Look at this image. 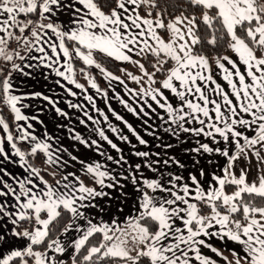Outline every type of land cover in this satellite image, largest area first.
Wrapping results in <instances>:
<instances>
[{
	"label": "snow or ice",
	"instance_id": "obj_1",
	"mask_svg": "<svg viewBox=\"0 0 264 264\" xmlns=\"http://www.w3.org/2000/svg\"><path fill=\"white\" fill-rule=\"evenodd\" d=\"M97 57L135 66L119 71L139 87ZM53 85L83 94L65 104L92 135L59 122ZM0 103V264H264V0H0Z\"/></svg>",
	"mask_w": 264,
	"mask_h": 264
},
{
	"label": "crops",
	"instance_id": "obj_2",
	"mask_svg": "<svg viewBox=\"0 0 264 264\" xmlns=\"http://www.w3.org/2000/svg\"><path fill=\"white\" fill-rule=\"evenodd\" d=\"M99 62H101V61L99 60ZM113 62L116 63L119 66V69L121 67H123V68L127 69L128 71L133 72L134 74H139V70L135 66H132L130 64H121V63L115 62V61H113ZM17 63H19V61H17ZM76 63L79 64V66H78L79 68L76 69V78H77L78 82H80V83L85 85V87L88 89V93L87 94H91V95L94 96V98L97 100V106L102 108V109H104L105 111H107L106 108H105V101L102 99V97L99 94H97L95 92L94 89H91V87L87 83L85 77L79 71V69L81 67H85V66L79 61H77ZM103 65L108 70L114 72V74L120 75L123 78H125L126 82L128 83V86L130 88L135 89V88L139 87V85H136L132 81L127 80V77H124L123 73L120 72L119 70L116 72V71H113L110 68H108L105 64H103ZM87 71L89 72V74L92 77H94L96 79V83L100 86V88L108 90L109 91V96H112L111 89L109 88V81L102 76V74L99 72V70L95 69L94 67H92V68H88ZM24 79L25 78H20V79H17V81H16V83L19 84L21 91H30V90H32V87H35L36 90H41V85L40 84L29 85L27 82H23L22 83L21 81L24 80ZM217 79H218V82H220L222 84L225 83L224 81L220 80L219 77H217ZM48 83L49 84L52 83L51 78L49 79ZM112 86L115 87L116 90L121 93V95H124V89H123L122 86L118 85L116 82H112ZM70 87H73V90L78 92V93L81 92V90L75 89L74 86H70ZM43 90L45 92H47V88H44ZM47 94L53 95L56 99H58L59 106L64 108L66 111H68L70 113V115L72 116V120L71 121L60 120L59 121L60 123H68L70 126L75 127L76 130L81 132L84 136L92 135L90 128L89 129H85L84 126H82V125H80L78 123V117L80 116V113H78L76 110L67 109L66 104H65V101L68 100V99L73 100V102H79V103H85L86 104L87 102L83 100V94H81V95H79L77 97H68L62 92L61 89H59L58 87H56L54 85H53V91L51 93H47ZM125 98L129 99L128 97H125ZM110 102H111L113 108L116 109V111H118L121 115H123L125 117V119H127L129 121V123H132L133 126L136 127L138 131H141V127H140L139 121H137L136 118L133 117L131 113L127 112V110L124 109L123 106L120 105L118 101L111 100ZM130 102H131V100H130ZM23 103L32 105L31 108L22 109L24 114L29 115V116L39 114L40 119L44 120L45 123L49 126V132L56 131L55 128H54V125L57 123V118L55 117L54 112L51 111V110H48L47 107H45V110L43 112H39L40 106L41 105H45V102H43V101H41L39 99H29V100H24ZM92 114L95 115V113H92ZM0 115H2V114H0ZM11 116H12V124L14 125V120H13V114L12 113H11ZM109 118H110V120L112 121L113 124L120 125V122L119 121H115L114 117H112L110 114H109ZM20 123H23V122H20ZM33 123H34V126L36 128V134L38 136L41 135V133L43 132V126L38 124V123H36L35 121H33ZM156 123H159V121H156ZM120 126H122V125H120ZM125 132H126V130H125ZM57 134L61 136L62 142L65 144V146H67V144L72 143V141H70V140H68L66 138V131L65 130H59L57 132ZM141 134L143 135L142 131H141ZM145 138L148 139L150 141V144H151L152 138L151 137H145ZM133 142H135V141H133ZM105 147H107V145H105ZM124 147H125V153L127 154L128 146H124ZM138 147L143 150V146H138ZM81 151L87 153L88 150L81 148ZM98 159H102V158H98ZM42 160H43V157L41 156L40 157V161H39L40 162L39 165L41 164ZM221 161H222V158H221ZM251 163H252V169H251V174L249 176L250 180L254 179L255 176L257 175V171H256L257 163H256L255 158L252 159ZM240 166H246V162L245 161H241L240 162ZM79 167H80L79 165H76V168H79ZM71 170H74V169H69V171H71ZM45 178L48 179L50 182H54L53 181V177H51V176H46ZM57 178H59V177H57ZM212 243L217 248L221 249L225 256H228V258L231 259L230 252L224 250L223 246L220 244V242L218 240H213ZM228 247L232 248V247H235V245L229 243ZM209 255H213V254L209 253ZM219 264H223V261H219Z\"/></svg>",
	"mask_w": 264,
	"mask_h": 264
},
{
	"label": "trees",
	"instance_id": "obj_3",
	"mask_svg": "<svg viewBox=\"0 0 264 264\" xmlns=\"http://www.w3.org/2000/svg\"><path fill=\"white\" fill-rule=\"evenodd\" d=\"M100 3L101 5L104 4V0H100ZM105 10H107L105 8ZM103 64H105L108 68H110L111 70L113 71H118L119 70V66L114 63L113 61L111 60H108L107 58H103V57H97ZM1 114L3 115V117L7 120V122L10 124V125H13L12 124V116H11V112L9 110V108L7 106H5L4 104H2V108H1ZM40 161V158L36 159L35 160V163L39 166V162Z\"/></svg>",
	"mask_w": 264,
	"mask_h": 264
},
{
	"label": "rangeland",
	"instance_id": "obj_4",
	"mask_svg": "<svg viewBox=\"0 0 264 264\" xmlns=\"http://www.w3.org/2000/svg\"><path fill=\"white\" fill-rule=\"evenodd\" d=\"M78 63H75V68L78 69L79 67ZM149 71H151V68H149ZM1 108H2V103H0V114H1ZM10 110V109H9Z\"/></svg>",
	"mask_w": 264,
	"mask_h": 264
}]
</instances>
